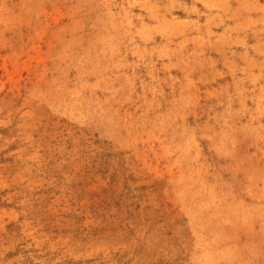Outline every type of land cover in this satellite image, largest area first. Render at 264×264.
<instances>
[{"label": "rangeland", "instance_id": "obj_1", "mask_svg": "<svg viewBox=\"0 0 264 264\" xmlns=\"http://www.w3.org/2000/svg\"><path fill=\"white\" fill-rule=\"evenodd\" d=\"M0 264H264V0H0Z\"/></svg>", "mask_w": 264, "mask_h": 264}]
</instances>
